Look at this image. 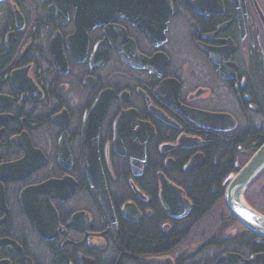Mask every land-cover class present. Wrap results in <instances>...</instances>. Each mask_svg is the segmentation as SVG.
Here are the masks:
<instances>
[{"label": "flooded vegetation", "instance_id": "flooded-vegetation-1", "mask_svg": "<svg viewBox=\"0 0 264 264\" xmlns=\"http://www.w3.org/2000/svg\"><path fill=\"white\" fill-rule=\"evenodd\" d=\"M263 143L264 0L0 5V264H264L224 200L199 214L189 195L208 162L229 158L224 186Z\"/></svg>", "mask_w": 264, "mask_h": 264}, {"label": "water", "instance_id": "water-1", "mask_svg": "<svg viewBox=\"0 0 264 264\" xmlns=\"http://www.w3.org/2000/svg\"><path fill=\"white\" fill-rule=\"evenodd\" d=\"M9 0H0V5L6 3ZM99 53V52H98ZM105 56H101V60H104ZM105 61V60H104ZM101 63V62H99ZM106 106V100L100 99L97 102V108L100 111H103ZM189 119L195 122L198 126L204 127V122L208 120L212 128H217L218 124H226V128H220L222 131H229L235 127V122L230 116H215V115H206L197 112H189L186 114ZM146 130V129H145ZM140 144H129L124 147L123 155L129 157L133 168L140 163L143 167L146 162V144L151 139V137H139ZM141 159L140 161H137ZM193 163V162H192ZM189 165L188 170H192L198 166ZM97 164V163H96ZM97 172L91 175L89 171V181L95 186L99 192L100 200L103 206L108 211V214H112V207L110 198L106 189V183L103 177L101 168L97 164ZM264 174V143L257 149L251 159L239 169V171L230 178L228 185L224 190V202L232 217L239 222L246 230L258 236L261 239H264V215L252 208L249 203L245 200V193L247 189ZM164 191L162 193V199L166 208L172 213H177L175 209L174 202L175 200H167L168 189L176 190L177 198L180 200L183 199L181 191L177 190L175 187L171 186L164 178ZM173 188H171V187ZM46 186L42 185L33 189V191H41ZM180 214V213H178Z\"/></svg>", "mask_w": 264, "mask_h": 264}, {"label": "trees", "instance_id": "trees-1", "mask_svg": "<svg viewBox=\"0 0 264 264\" xmlns=\"http://www.w3.org/2000/svg\"><path fill=\"white\" fill-rule=\"evenodd\" d=\"M230 166L231 162L227 157L219 160L213 159L207 163L204 169H202V174L199 176V179L193 185V191L189 192V195L192 197L193 202L195 204V211L197 213H212L217 203L223 204L224 189L227 184L223 186L222 181H225L224 178L228 175V167ZM237 171L238 170L234 171L233 174L237 173ZM262 177H264V175ZM262 177L260 178V180L262 179ZM260 199L264 201L263 198H261V195ZM224 212L228 215L230 219L234 220L228 214L225 208ZM214 217H219V215L216 214Z\"/></svg>", "mask_w": 264, "mask_h": 264}, {"label": "rangeland", "instance_id": "rangeland-1", "mask_svg": "<svg viewBox=\"0 0 264 264\" xmlns=\"http://www.w3.org/2000/svg\"><path fill=\"white\" fill-rule=\"evenodd\" d=\"M261 184L262 180H259L257 183H255L247 195L254 207L264 213V204L259 205L260 192L262 193L261 198L264 200V188L263 190L261 189Z\"/></svg>", "mask_w": 264, "mask_h": 264}]
</instances>
